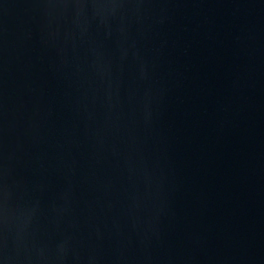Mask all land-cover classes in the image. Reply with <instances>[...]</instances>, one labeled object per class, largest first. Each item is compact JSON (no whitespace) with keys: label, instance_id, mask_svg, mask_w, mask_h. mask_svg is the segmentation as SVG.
<instances>
[{"label":"water","instance_id":"95a60500","mask_svg":"<svg viewBox=\"0 0 264 264\" xmlns=\"http://www.w3.org/2000/svg\"><path fill=\"white\" fill-rule=\"evenodd\" d=\"M0 264H264V0H0Z\"/></svg>","mask_w":264,"mask_h":264}]
</instances>
